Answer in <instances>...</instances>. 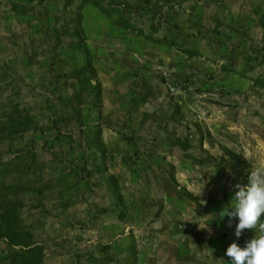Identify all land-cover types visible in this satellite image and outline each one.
Here are the masks:
<instances>
[{"label": "rangeland", "instance_id": "obj_1", "mask_svg": "<svg viewBox=\"0 0 264 264\" xmlns=\"http://www.w3.org/2000/svg\"><path fill=\"white\" fill-rule=\"evenodd\" d=\"M189 1L183 7L175 0H95L97 7L85 0H0V64L12 69L19 86L11 101L43 125L41 132L1 142L0 159L36 150L50 188L39 207L36 195L25 197L24 216L51 264L57 257L99 264L87 229H101L103 221L114 228L112 240L149 226L165 208L159 186L165 174L193 203L209 206L216 195L225 207L236 184L264 170V81L258 78L247 94L248 66L236 74L231 61L219 59L220 28L230 29L225 15L232 14L220 6L228 0ZM13 5L26 13L14 16ZM120 16L129 29L118 25ZM167 31L190 39L193 49L176 44L172 51L175 42L162 38ZM257 55L258 77L264 54ZM171 57L184 73L172 71ZM89 61L99 88L80 93L72 74ZM145 114L154 117L143 124ZM176 137L189 141V151L172 146ZM225 148L239 159L231 161ZM183 180L199 197L185 194ZM10 253L0 242V264H11Z\"/></svg>", "mask_w": 264, "mask_h": 264}, {"label": "crops", "instance_id": "obj_2", "mask_svg": "<svg viewBox=\"0 0 264 264\" xmlns=\"http://www.w3.org/2000/svg\"><path fill=\"white\" fill-rule=\"evenodd\" d=\"M175 1L183 7L190 4L189 0ZM263 2L264 0H228L220 6V9L232 11V14L225 15L231 21L230 29L226 26L220 28L224 35L222 34L221 37L223 43L219 45L222 51L219 59L221 63L231 61L230 69L232 70L237 69L241 64L248 66L247 94H253L256 91V80L264 81V71L261 72L263 76L257 77L255 69L257 53L260 51L264 54V28L261 26L264 6L261 11L251 8ZM179 19L185 20L183 15L179 16ZM172 32H162L164 36L159 34L155 37L157 39H161V36L162 38L167 37L168 40L174 41L172 51H175L176 44L188 51L193 49L194 44L190 39ZM244 50L246 52L243 54ZM184 57L188 58V56ZM172 60V71L179 70L184 73L185 66H183V71L176 69L175 57H171L170 61ZM259 62H263L264 66L262 58ZM234 73L241 74L239 69ZM236 89L239 90V88ZM176 99L179 100L178 97ZM171 163L173 167L178 166L175 162ZM162 178L159 186L164 192L165 208L157 219L150 222L149 226L146 225L141 231H133V228H129L122 235H117L114 240L110 237L114 228L105 221H103L105 225L100 226L101 229H87L88 233H93V236H90L93 238L88 243L94 253L93 256L101 261L99 264H228V258L224 252L236 240L235 221H233V226L229 227L227 217L219 220L221 217L218 213L224 209V205L218 202L221 201L220 196L215 195L210 205L207 202L206 205L209 206L202 207L201 204L193 203L181 193L178 185L171 180L168 174L163 175ZM206 180L208 185L211 179L206 178ZM181 182L180 186L182 185L190 195L194 198L199 197L198 193L194 194L190 190L191 184L188 180ZM232 197L233 195L227 196L228 204ZM198 203L203 202L198 201ZM82 231L85 232L84 229ZM251 236L252 232L246 230L239 242L243 244L244 240ZM55 261L54 264H67L65 258L57 257ZM43 264H51V255L47 249Z\"/></svg>", "mask_w": 264, "mask_h": 264}, {"label": "trees", "instance_id": "obj_3", "mask_svg": "<svg viewBox=\"0 0 264 264\" xmlns=\"http://www.w3.org/2000/svg\"><path fill=\"white\" fill-rule=\"evenodd\" d=\"M85 1L100 7L95 0ZM11 10L14 16L26 13L24 6L13 5ZM117 23L124 29L130 28L122 16ZM261 26L264 28V12L261 16ZM11 71L9 66L0 64V143L11 142L18 136L38 133L43 129V125L26 108L11 101L10 93L19 88L18 83L10 78ZM72 77L81 87L80 93L88 91L87 88L93 91L99 88L98 85L92 84V81L96 80V70L90 61L84 67L74 70ZM150 117L154 115L145 114L143 124ZM172 146L179 147L184 152L191 148L187 139L182 140L179 137H176ZM224 151L231 161L236 162L239 159L233 151L227 148ZM13 156L7 160L0 159V242L5 243L11 250V264H43L46 247L38 240L33 225L28 224L25 219V197L28 194L36 195L40 200L35 207H39L43 204L41 198L50 187L44 183L39 172L34 148L17 150ZM242 167L246 168L247 163L243 162ZM172 180L176 183L174 178ZM109 181L115 184V178H109ZM111 191L115 193L114 188H111ZM185 194L189 195L188 192ZM69 205L70 202H67L65 207Z\"/></svg>", "mask_w": 264, "mask_h": 264}, {"label": "clouds", "instance_id": "obj_4", "mask_svg": "<svg viewBox=\"0 0 264 264\" xmlns=\"http://www.w3.org/2000/svg\"><path fill=\"white\" fill-rule=\"evenodd\" d=\"M235 192L229 204L218 213L229 220V227L235 221L234 240L225 250L228 264H264V170H252L247 184L235 185ZM252 236L241 244L245 231Z\"/></svg>", "mask_w": 264, "mask_h": 264}]
</instances>
